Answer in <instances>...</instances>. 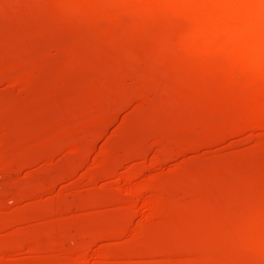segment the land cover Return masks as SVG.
<instances>
[{
    "label": "rangeland",
    "instance_id": "obj_1",
    "mask_svg": "<svg viewBox=\"0 0 264 264\" xmlns=\"http://www.w3.org/2000/svg\"><path fill=\"white\" fill-rule=\"evenodd\" d=\"M0 264H264V0H0Z\"/></svg>",
    "mask_w": 264,
    "mask_h": 264
}]
</instances>
